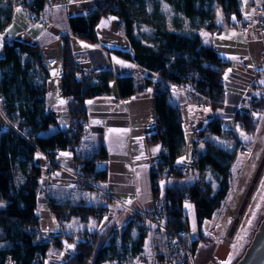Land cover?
<instances>
[{
    "label": "trees",
    "instance_id": "trees-1",
    "mask_svg": "<svg viewBox=\"0 0 264 264\" xmlns=\"http://www.w3.org/2000/svg\"><path fill=\"white\" fill-rule=\"evenodd\" d=\"M160 1L170 6L183 21L174 25L176 31H172L158 13L150 17L155 22L153 26L149 18H142V23L152 27L148 30L149 41H143L137 33V19L130 9L129 0H93L91 12L86 16L70 18L68 27L72 36L95 44L98 41L96 27L100 19L106 16L117 18L120 32L130 50L114 51L115 54L157 75L153 97L156 127L146 142L160 143L163 151L150 172L151 196L153 200L163 197L166 203L173 205L172 212L162 215L166 229L173 234L188 230L181 202L189 198L198 231V237L190 241L194 256L197 246L208 241L201 233L203 223L212 219L215 211L221 209L228 197L236 153L208 145L194 164V169L200 174L207 173L210 181L217 186L211 198L213 207L204 198L205 191H210L205 183L200 187L159 186L161 181L187 177L176 168L178 161L185 155L186 143L178 107L180 100L174 98L170 86H177L183 91L186 101L195 107L208 106L213 111L223 108V75L229 63L220 59L212 45L206 44L203 36L191 32L190 28L193 22L198 21L204 24V31L212 35L225 27H235L231 17L236 12L237 3L236 0ZM24 2H31L38 13L42 12L44 0ZM10 4V0H0V32L11 21ZM217 12H220V23ZM139 15H143L142 7ZM180 30L185 32L181 33ZM77 73L78 69L69 61L61 78L62 96L70 100L69 130L45 135L56 124V119L46 105L49 74L41 49L17 41L4 45L3 56L0 58V106L9 126L0 132V264H42L50 246L68 254L65 264H100L118 259L119 252L111 240L113 235H117L113 224L104 231L93 233L61 232L48 238L39 233L37 209L43 175L41 168L34 163L35 155L40 153L47 156L54 168V160L59 153H72L74 172L80 171L85 182L83 189L93 190L107 180L108 155L102 143L98 144L93 153L81 154L76 151V148L82 146L87 134L85 101L107 94L109 80H115L122 100L142 90L135 86L132 77L115 78L112 74H105L102 78L99 76L100 82H94L91 77L84 78V74L77 78ZM149 85L151 82L145 81V86ZM251 107L261 111L264 109V101H252ZM258 120L247 111L237 110L233 122L243 134L254 136ZM209 125L212 136L233 134L218 120ZM97 165H100L99 169ZM101 166H105V169L102 170ZM47 206L59 224L73 220L85 224L89 217H95L94 211L99 207L79 203L64 207L53 201H49ZM130 226L138 231L136 239L132 241L130 255L138 256L143 253L146 240L145 223L135 215L128 221L126 228ZM183 239L187 241L188 236L183 235ZM154 251L155 264H173L164 239L157 237Z\"/></svg>",
    "mask_w": 264,
    "mask_h": 264
},
{
    "label": "crops",
    "instance_id": "crops-1",
    "mask_svg": "<svg viewBox=\"0 0 264 264\" xmlns=\"http://www.w3.org/2000/svg\"><path fill=\"white\" fill-rule=\"evenodd\" d=\"M236 3V12L231 17L235 27H225L219 33H206V36H203L205 43L212 45L218 57L229 63L223 75V108L213 111L208 106L195 107L186 101L183 91L174 92V98L180 100L178 107L186 143L185 155L178 161V165L189 163V144L197 130L214 120L220 121L223 127L226 121L232 122L231 128L238 127L233 122L237 110L247 111L250 115L252 110H256L251 107L250 85L257 83L264 89V35L254 27L257 18L264 15V0H237ZM92 7L93 0H44L42 16L45 19V28L31 22L20 9L12 8L11 21L0 32V58L3 56L4 45L11 41L38 46L41 49L49 74L46 105L56 119V124L51 126L45 135L54 134L58 130H69L70 100L62 96L61 83L65 65L69 61L78 69L77 78L81 74L88 79L94 76L102 78L105 74H112L115 78L132 77L135 86L142 88L128 99L122 100L115 80H109L107 94L85 101L88 131L82 146L76 148V151L81 154L93 153L98 144L102 143L108 155L107 180L99 183L93 190L75 186V163L72 153H59L54 160V168H51L43 154L35 155L34 163L42 170L41 186L45 189V194L39 198L37 209V212L43 209L44 217H37L39 233L44 238L61 232L92 233L101 223L97 217L91 216L85 224L78 220L59 224L47 206L49 201L64 207L75 203L102 206L109 203L105 202L106 197H109L115 204L123 205L124 209L114 211L112 218L100 231L112 224L120 229L133 216L153 208L150 172L159 160L163 148L160 143H147L146 138L156 127L153 97L158 77L115 54L114 51H129L130 48L120 32L118 19L113 16L100 19L96 27L98 41L95 44L72 36L68 20L88 15ZM220 22L219 17L218 23ZM145 81H150L151 85L145 86ZM8 126L0 106V132ZM206 147L207 144L204 143L202 150ZM65 153L67 155H64ZM167 182H170L168 187L181 186L172 180ZM186 206L188 205L181 204L184 215L191 213L195 216L193 206L191 205V211L187 213ZM194 220L196 226V219ZM188 228L190 231L189 225ZM187 234L189 240L188 230ZM150 241L151 238L146 236L143 249L147 248L146 245ZM220 248L221 245L217 243L212 251V259L224 264L227 253L219 255ZM67 260L68 254L50 246L47 258L42 264H65Z\"/></svg>",
    "mask_w": 264,
    "mask_h": 264
},
{
    "label": "rangeland",
    "instance_id": "rangeland-1",
    "mask_svg": "<svg viewBox=\"0 0 264 264\" xmlns=\"http://www.w3.org/2000/svg\"><path fill=\"white\" fill-rule=\"evenodd\" d=\"M128 3L131 11L137 19V33L143 41H149L150 37L148 30L152 27L142 23V21H140L142 18H149L148 21L153 26L155 22L150 20V17H153L155 13H158L163 17L165 25H167L169 30L172 31H176L174 25L183 21V18L178 16L170 6L160 0H129ZM141 7L143 8V15L140 16L139 13ZM41 17L45 22L44 17ZM217 17H220V12H217ZM192 25V28H190L191 32L206 36V32L203 29L204 24L201 25L197 21L193 22ZM45 27L46 25L42 28ZM179 32L182 33L185 31L180 30ZM257 113L259 114V117L255 118L259 119V122L258 129L254 136L242 135V131L239 127L234 126L231 128L233 126L232 122L226 121L224 124L225 128L232 129V135L226 134L221 137L211 135L206 139L205 144H207V146L211 145L230 152L234 151L236 153V161L232 168L233 179L226 201H224L220 210L215 211L210 221L207 220L203 223L201 233L208 241L197 246L195 255L193 256L194 264H206L209 261H213L216 264H223L212 259V251L217 243L221 245L219 255L222 256L227 253V259L224 264H228L229 261L230 264H235L242 256L245 248L250 243L259 222L264 217V109L261 111L258 110ZM257 175L258 178L256 180ZM198 176L197 172H193L187 177L172 180V182L174 181L177 185L181 186L189 185V183L195 182L194 180H196L195 178ZM201 177L205 179V186H208L210 189V191H205L204 198L210 206L213 207L211 198L212 194L216 191L217 186L210 181L207 173L201 174ZM254 180H256V182L248 201L243 210L240 211ZM166 182L167 181H161L159 186L161 188L170 186V182ZM191 208V205L186 206V213L187 211H191ZM37 215L41 218L44 217L42 208L38 210ZM192 215L193 214L191 213H189L188 216L186 214V218H188L187 222L191 231L190 233L188 228L189 242L193 238L198 237V231L194 220L195 216ZM235 223L236 227L233 228ZM126 225L127 223L120 229L114 225L117 229V235H113L111 240H113L114 245L116 244V249L119 252L118 259L100 264H155L151 255H156L153 242L157 237L149 236L151 241L146 245L147 248L143 249V253L138 256H132L130 255L133 245L132 241L136 239L138 231L135 228H131V226L126 228ZM94 231L95 229L92 230V233ZM140 260L141 262H139Z\"/></svg>",
    "mask_w": 264,
    "mask_h": 264
},
{
    "label": "built area",
    "instance_id": "built-area-1",
    "mask_svg": "<svg viewBox=\"0 0 264 264\" xmlns=\"http://www.w3.org/2000/svg\"><path fill=\"white\" fill-rule=\"evenodd\" d=\"M11 6L14 9H20L24 12V14L29 18V20L41 27L45 26L44 20L41 18L42 12H37V8L31 2H24V0H10ZM257 31H259L262 35H264V15L262 17L257 18L256 23L254 25ZM94 82H100L101 78L99 76L93 77ZM249 96L251 101L253 102H262L264 101V89L257 83H252L249 87ZM170 89L173 92H178L179 88L177 86L171 85ZM258 110H252L251 117H259L257 113ZM211 134V126L209 124L205 125L201 129L197 130L193 136L189 144V163L185 165H177V169L181 171L185 176L190 175L193 172L198 173V177L196 178L193 186L200 187L202 183L205 182V179L201 177V174L198 170L194 169V164L197 163L200 155L202 147ZM45 156V155H44ZM46 160L49 163V159L45 156ZM50 164V163H49ZM51 168H53L51 166ZM100 168V165H97V169ZM74 182L76 187L84 188L85 182L82 178V173L77 170L74 172ZM39 192L41 195L45 194V189L40 186ZM109 198V197H108ZM106 197V203L102 206H99L95 209L94 214L95 217L99 219L101 222L99 224V228L96 230L101 232L100 229L106 225V223L112 218L113 212L116 210L124 209L123 205L119 203H114V201H110ZM184 205H190L189 198L187 197L184 201L181 202ZM173 211V205L171 203H166L163 197H159L153 200V208L150 211L143 212L137 214L140 220H143L145 223L144 233L147 237H160L164 239V244L168 254L173 258V264H194L192 248L189 240L185 241L183 239V235L188 236L187 231H183L180 234H173L168 231L163 223L162 215L166 213H170ZM183 215L185 211H182ZM153 259L155 255H151ZM69 257V256H68ZM141 262V260L139 261ZM8 264H11L10 262ZM38 264V263H36Z\"/></svg>",
    "mask_w": 264,
    "mask_h": 264
},
{
    "label": "water",
    "instance_id": "water-1",
    "mask_svg": "<svg viewBox=\"0 0 264 264\" xmlns=\"http://www.w3.org/2000/svg\"><path fill=\"white\" fill-rule=\"evenodd\" d=\"M101 169L104 170L105 166H101ZM206 264L216 263L209 261ZM235 264H264V217L259 222L242 256Z\"/></svg>",
    "mask_w": 264,
    "mask_h": 264
},
{
    "label": "bare ground",
    "instance_id": "bare-ground-1",
    "mask_svg": "<svg viewBox=\"0 0 264 264\" xmlns=\"http://www.w3.org/2000/svg\"><path fill=\"white\" fill-rule=\"evenodd\" d=\"M258 175H259V174H258ZM258 175L256 176V180H257V178H258ZM256 180H254V182L252 183V185H251V187H250V190H249V192H248V194H247V196H246V198H245V200H244L243 206H242V208H241L240 211H242L243 208L245 207L246 202L248 201V198H249V196H250V194H251V192H252V189H253V187H254V185H255ZM239 216H240V215H239ZM235 227H236V223L234 224L233 228H235Z\"/></svg>",
    "mask_w": 264,
    "mask_h": 264
},
{
    "label": "snow or ice",
    "instance_id": "snow-or-ice-1",
    "mask_svg": "<svg viewBox=\"0 0 264 264\" xmlns=\"http://www.w3.org/2000/svg\"><path fill=\"white\" fill-rule=\"evenodd\" d=\"M243 135V133H241ZM64 155H67V153H65ZM228 264H230V261L228 262Z\"/></svg>",
    "mask_w": 264,
    "mask_h": 264
}]
</instances>
